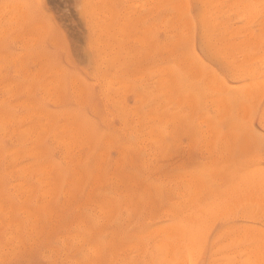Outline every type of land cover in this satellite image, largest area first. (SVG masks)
<instances>
[{
	"label": "rangeland",
	"instance_id": "rangeland-1",
	"mask_svg": "<svg viewBox=\"0 0 264 264\" xmlns=\"http://www.w3.org/2000/svg\"><path fill=\"white\" fill-rule=\"evenodd\" d=\"M261 71L264 0H0V264H171L189 213L211 215L192 264H246L227 248L264 233ZM47 157L61 173L29 168Z\"/></svg>",
	"mask_w": 264,
	"mask_h": 264
},
{
	"label": "bare ground",
	"instance_id": "bare-ground-1",
	"mask_svg": "<svg viewBox=\"0 0 264 264\" xmlns=\"http://www.w3.org/2000/svg\"><path fill=\"white\" fill-rule=\"evenodd\" d=\"M208 1V0H207ZM250 2H251V0H250ZM210 3H211V1H210ZM212 3H213V1H212ZM192 4V3H191ZM181 5V4H180ZM204 7V6H203ZM186 8V7H185ZM205 8V7H204ZM208 8V7H207ZM246 10H248V9H246ZM245 10V11H246ZM247 12V11H246ZM251 12V11H250ZM211 13H213L212 11H211ZM242 13H243V11H242ZM248 13V12H247ZM207 14L209 15L210 14V12H209V10L207 11ZM214 14V13H213ZM246 14V13H245ZM241 15V14H240ZM196 16V15H195ZM247 16V15H246ZM242 17H244V16H242ZM247 17H249V16H247ZM197 18V17H196ZM212 25H216L217 24V22H215V17L214 18H212ZM217 21V20H216ZM165 23V22H164ZM244 23V22H243ZM219 24V23H218ZM252 24H254V23H252ZM197 25V24H196ZM254 27V26H253ZM252 27V28H253ZM256 27V26H255ZM251 28V27H250ZM251 28V29H252ZM203 29V28H202ZM201 31V30H200ZM233 31V30H232ZM255 32V31H254ZM195 33H196V31H195ZM246 33H247V31H246ZM210 36V35H209ZM215 36V35H214ZM226 36V35H225ZM212 40H213V38H211ZM210 39V40H211ZM217 39V38H216ZM223 41H225V40H223ZM236 41V40H235ZM202 42V41H201ZM217 46H222L223 45V42H222V39H218V40H215V42H214ZM263 43V42H262ZM248 45V44H247ZM210 48V47H209ZM213 48V47H212ZM223 49H226V48H224V47H222ZM230 48V47H229ZM205 50V49H204ZM235 51H237V50H235ZM226 52V51H225ZM238 53V52H237ZM260 53V52H259ZM170 57H172V56H170ZM239 58V57H238ZM169 59V58H168ZM222 59V58H221ZM240 59V58H239ZM167 60V59H166ZM178 60V59H177ZM227 60V59H226ZM168 61V60H167ZM208 61V60H207ZM210 66V65H209ZM227 66V65H226ZM229 66V65H228ZM217 67V66H216ZM222 69V68H221ZM248 69V68H247ZM219 70V69H218ZM230 70H232V69H230ZM262 72H264V71H261V73ZM107 73V72H106ZM114 74V73H113ZM255 76V75H254ZM260 75H258V77H259ZM136 77V76H135ZM263 77V76H262ZM239 78V77H238ZM256 78V77H255ZM110 79V78H109ZM231 80V79H230ZM247 80H249V79H247ZM252 80V79H251ZM222 81V80H221ZM242 83V82H241ZM227 85V84H226ZM232 85V84H231ZM237 85V84H236ZM223 87V86H222ZM70 88V87H69ZM160 91V90H159ZM220 92H221V90H220ZM247 97V96H246ZM255 97V96H254ZM256 98V97H255ZM103 99V98H102ZM243 99V98H242ZM251 101V100H250ZM249 101V102H250ZM24 103V102H23ZM262 103H263V101H262ZM220 105V104H219ZM16 107V106H15ZM241 107V106H240ZM13 108V107H12ZM261 108V107H260ZM167 109V108H166ZM212 109H213V107H212ZM141 110L143 111V109L141 108ZM235 110V109H234ZM245 111V110H244ZM11 112V111H10ZM145 112V111H144ZM259 112V111H258ZM12 113V112H11ZM136 114H138V113H136ZM258 114V113H257ZM21 115V114H20ZM46 115L47 116H45V115H42V116H45V118H47V119H49V120H47V121H45V122H43V123H40V122H37V121H31V124L28 126V133L29 134H32L33 135V138H32V141H33V144H34V146L32 147V150H34V151H36V154H37V152H39V151H37L38 149H37V143L41 140L39 137L42 135H40V133L41 132H45V130H47L48 128H51V125H52V122H50V120H51V117H52V114H50L49 112H47L46 113ZM126 115V114H125ZM149 115V114H148ZM211 115V114H210ZM8 116L9 117H4V115H3V117H0V125H1V127L3 126L4 127V125L5 124H12V123H14V121H15V118H14V115H12V114H10L9 115V113H8ZM110 116V115H109ZM260 116V115H259ZM21 117H23V116H21ZM50 117V118H49ZM74 117V116H73ZM147 118V117H146ZM154 118V117H153ZM22 119H24V117L22 118ZM22 119H21V121H22ZM32 119V118H31ZM77 119V118H76ZM76 119H74V121H76V122H74L75 124H76V132L74 133V135L70 132L69 134L70 135H72V138H77V137H75V135H76V133H77V135L80 133V134H83V135H89V136H94L93 135V131H90V132H88V131H85V129H84V125H83V123L81 122V121H77ZM127 119V118H126ZM160 119V118H159ZM201 119V118H200ZM198 120V119H197ZM196 121V120H195ZM203 121V120H202ZM264 123V122H263ZM19 124V123H18ZM145 124V123H144ZM26 125V124H25ZM101 125V124H100ZM9 126V125H8ZM68 126V125H67ZM71 126V125H70ZM69 126V127H70ZM60 127V126H59ZM72 127V126H71ZM70 127V128H71ZM135 129V128H134ZM169 129V128H168ZM21 130H22V128H21ZM66 130V129H65ZM23 131L24 130H22V133H23ZM64 131V130H63ZM133 131V130H132ZM69 132V131H68ZM67 132V133H68ZM205 132V131H204ZM13 133H15L14 131H13ZM136 133V132H135ZM53 134V133H52ZM76 135V136H77ZM169 135H170V133H169ZM24 136V135H23ZM26 136V135H25ZM130 136V135H129ZM132 136V135H131ZM209 136H210V134H209ZM121 137V136H120ZM80 138H81V136H80ZM123 138V137H122ZM132 138V137H131ZM138 138V137H137ZM149 138V137H148ZM59 139V138H58ZM78 139V138H77ZM84 139V138H83ZM124 139H125V137H124ZM127 139V138H126ZM133 139V138H132ZM56 140H57V138H56ZM61 140V139H60ZM72 140V139H71ZM128 140V139H127ZM129 140H130V138H129ZM128 140V141H129ZM204 140V139H203ZM65 141H66V138H65ZM75 141V140H74ZM130 141H132V140H130ZM63 142H64V140H63ZM72 143H74L73 142V140L71 141ZM71 142H70V144H71ZM62 143V142H61ZM79 143V142H78ZM132 143V142H131ZM57 144V143H56ZM68 144H69V142H68ZM80 144V143H79ZM221 144H222V142H221ZM220 144V145H221ZM61 145V144H60ZM80 145H82V144H80ZM130 145V144H129ZM136 145V144H135ZM138 145H140L139 143H138ZM72 146H74V144L72 145ZM71 146V147H72ZM85 146V145H84ZM88 146V145H87ZM79 147V146H78ZM206 148V147H205ZM121 149V148H120ZM135 150V149H134ZM223 150V149H222ZM70 151V150H69ZM100 151V150H99ZM31 152V151H30ZM35 153V152H34ZM155 153V152H154ZM35 154V155H36ZM39 155V154H38ZM226 155V154H225ZM54 156V155H53ZM79 156V155H78ZM143 156V155H142ZM262 156V155H261ZM74 158H76V157H74ZM153 158V157H152ZM64 160V159H63ZM65 160L67 161V159L65 158ZM101 160V159H100ZM62 161V160H61ZM65 161V162H66ZM219 161V160H218ZM78 162V161H77ZM139 162V161H138ZM140 163V162H139ZM151 163V162H150ZM44 164V163H43ZM142 164V163H141ZM139 165V164H138ZM72 166V165H71ZM70 166V167H71ZM141 166V165H140ZM39 167H41V168H43V170H47V171H54L55 173H61V170H60V166L58 165V163H55L51 158H46V162H45V164L44 165H42V166H40V163H33V164H31L30 166H29V168H32V169H37V168H39ZM97 167V166H96ZM137 167V166H136ZM145 168V167H144ZM148 169V168H147ZM74 170H76V169H74ZM144 170V169H143ZM143 170H141L142 172H143ZM259 170V169H258ZM42 171V170H41ZM73 171V170H72ZM140 171V170H139ZM146 171V170H145ZM71 172V171H70ZM171 173V172H170ZM43 174V173H42ZM87 174H88V172H87ZM111 174V173H110ZM264 174V173H263ZM44 175H45V173H44ZM51 175V174H50ZM112 175V174H111ZM147 175V174H146ZM184 175H186V174H184ZM34 176V175H33ZM53 176V175H52ZM116 176V175H115ZM180 176V175H179ZM262 176V175H261ZM43 177V176H42ZM91 177V176H90ZM186 177V176H185ZM254 177V176H253ZM37 178V177H36ZM39 178V177H38ZM160 178V177H159ZM264 175L262 176V179H258L257 178V180L258 181H261V182H258V183H261V185L264 187V185H263V183H264ZM79 179V178H78ZM114 179H115V177H114ZM171 179V178H170ZM173 179V178H172ZM48 180V179H47ZM76 180V179H75ZM97 180V179H96ZM113 180V179H112ZM116 180H118V178L116 179ZM175 180V179H174ZM255 179H253V181H254ZM256 180V181H257ZM44 181V180H43ZM45 181H46V179H45ZM114 181V180H113ZM176 181V180H175ZM247 181V180H246ZM253 181H251V183H253ZM256 181H254V184H252V185H254L255 186V182ZM262 181H263V183H262ZM47 182V181H46ZM65 182V181H64ZM66 182H67V180H66ZM117 182V181H116ZM41 183V182H40ZM53 183H54V181H53ZM68 183V182H67ZM131 183V182H130ZM136 183V182H135ZM186 183V182H185ZM239 183V182H238ZM249 183V182H248ZM257 183V182H256ZM257 183V184H258ZM117 184V183H116ZM163 184V183H162ZM75 185V184H74ZM178 185V184H177ZM219 185V184H218ZM242 185H244V184H242ZM241 185V186H242ZM260 185V184H259ZM259 185H258V188H260L261 187V185H260V187H259ZM54 186H55V184H54ZM163 186V185H162ZM46 187H48L49 188V186H46ZM164 187V186H163ZM193 187H195V186H193ZM252 187V186H251ZM256 187H257V185H256ZM255 187V190L257 189ZM235 188V187H234ZM247 187H245L244 189H246ZM253 188V187H252ZM65 189L66 188H64V191H65ZM87 189H89V188H87ZM176 189V188H175ZM228 189V188H227ZM248 189V188H247ZM247 189L245 190V191H247ZM254 189V188H253ZM252 189V191L255 193V191ZM67 190V189H66ZM112 190V189H111ZM230 190V189H229ZM243 190V189H242ZM185 191V190H184ZM223 191H225V190H223ZM227 191V190H226ZM244 191V192H245ZM249 191H251V189L249 190ZM249 191L247 192V193H249ZM41 191H39V193H40ZM228 192V191H227ZM231 192V191H230ZM242 192V191H241ZM253 192H251V193H253ZM65 192H63V194H64ZM66 193H67V191H66ZM221 193V192H220ZM232 193H233V191H232ZM231 193V194H232ZM247 193H245L246 195H247ZM42 194V193H41ZM40 194V195H41ZM46 194V193H45ZM86 194V193H85ZM230 194V193H229ZM228 193H227V195H229ZM230 194V195H231ZM234 194V193H233ZM236 194V193H235ZM88 195V194H87ZM237 195H238V193H237ZM236 195V196H237ZM245 195V196H246ZM251 195V194H250ZM65 196H67L66 194H65ZM90 196V195H89ZM176 196V195H175ZM235 196V197H236ZM248 196V195H247ZM246 196V197H247ZM256 196V195H255ZM264 196V195H263ZM63 197V196H62ZM227 197V196H226ZM243 197H244V194H243ZM246 197H245V199H246ZM48 198V197H47ZM46 198V199H47ZM216 198V197H215ZM229 198V200H230V197H228ZM249 198H251V196L249 197ZM252 198H253V196H252ZM263 198V197H262ZM41 199V198H40ZM45 199V198H44ZM49 199V198H48ZM67 199V198H66ZM89 199V198H88ZM237 199V198H236ZM242 200H243V198H241ZM240 199V200H241ZM219 200V199H218ZM218 200H216V201H218ZM231 200H233V199H231ZM230 200V204L232 203V201ZM42 201V200H41ZM214 201V200H213ZM235 200H233V202H234ZM250 201V200H249ZM260 201V200H259ZM211 202V201H210ZM209 202V203H210ZM221 201H219L218 203H220ZM226 202H229V201H226ZM239 201H238V199H237V203H238ZM241 202V201H240ZM43 203H45V200H44V202ZM42 203V204H43ZM66 203V202H65ZM93 202H91V204H92ZM213 203V202H212ZM212 203H211V205H212ZM217 203V204H218ZM222 203V202H221ZM220 203V205H222ZM236 203V202H235ZM252 203V202H251ZM263 203V202H262ZM37 204V203H36ZM77 204V203H76ZM216 204V203H215ZM215 205L216 206V208L215 207H213V206H211V207H213V208H215L216 210H217V207L219 208V210H217V211H221L222 209H223V207H222V209H220V206L219 205ZM261 204V203H260ZM41 205V204H40ZM94 205V204H93ZM97 205V204H96ZM205 205V204H204ZM223 205H225V201H223ZM232 205V204H231ZM237 205V204H236ZM236 205H235V207H236ZM241 205V204H240ZM246 205H248V204H246ZM263 205H264V203H263ZM128 206V205H127ZM35 207V206H34ZM101 207V206H100ZM132 207V206H131ZM211 207H206V209H209V208H211ZM225 207H226V205H225ZM230 207V206H229ZM234 206H232V208H233ZM43 208H44V206H43ZM76 208V207H75ZM124 208V207H123ZM242 208V207H241ZM258 208V207H257ZM264 208V207H263ZM49 210H50V208H48ZM230 209L231 208H228V211L230 212ZM97 210V209H96ZM123 210V209H122ZM203 209H201L200 211H202ZM234 210V209H233ZM48 211V210H47ZM52 211V210H51ZM99 211V210H98ZM193 211V210H192ZM207 212H208V210H206ZM212 211H214V209H212ZM228 211H225V213L226 212H228ZM259 211H261V210H259ZM31 212V211H30ZM125 212V211H124ZM190 212V211H189ZM211 211H209V213H210ZM223 212V211H222ZM233 212V211H232ZM240 212V211H239ZM96 213V212H95ZM109 213V212H108ZM151 213V212H150ZM192 213V212H191ZM204 213H205V211H204ZM215 212H213V214H214ZM26 214V213H25ZM28 214V213H27ZM54 214V213H53ZM52 214V215H53ZM146 214V213H145ZM188 214V213H187ZM198 214V213H197ZM211 214V213H210ZM212 214V215H213ZM220 214H221V212H220ZM219 213L217 214V215H214V216H218V215H220ZM228 214H230V213H228ZM256 214H257V212H256ZM48 216H50L51 214H47ZM57 215V214H56ZM55 215V216H56ZM99 215V214H98ZM204 215H206V214H204ZM207 219H208V217L210 216L211 217V215H209L208 213H207ZM262 215V214H261ZM100 216V215H99ZM101 216H103V214L101 215ZM125 216V215H124ZM127 216V215H126ZM158 216V215H157ZM184 216H186L185 214H184ZM199 217H197V215H196V217H197V219L199 220V218L201 219V222H202V220H203V218L205 219V217L204 216H202V215H198ZM223 216H225V215H223ZM222 216V217H223ZM232 216V215H231ZM246 216V215H245ZM35 218H36V216H34ZM189 217H192V216H190V213H189V215H187V218H188V220H187V218H184L186 221H187V223H185V224H188L187 226H188V230H190L189 228H191L192 227V225L191 224H193V221L192 220H190V223L188 222L189 221ZM195 216L193 217V219H194V224H195V218H196ZM210 217H209V221H210ZM75 218V217H74ZM214 218V217H213ZM32 219H34L33 218V216H32ZM49 219V221H50V218H48ZM53 219V218H52ZM56 218H54V220H55ZM118 219V218H117ZM139 219V218H138ZM183 219V218H182ZM207 219H205V220H207ZM102 220V219H101ZM184 220V221H185ZM204 220V223L206 222H208V220L207 221H205ZM36 221V220H35ZM100 221V220H99ZM183 221V222H184ZM185 221V222H186ZM191 221H192V223H191ZM120 222V221H119ZM119 222H117V223H119ZM196 222H198V221H196ZM211 222H212V218H211ZM51 223H52V221H51ZM76 223V222H75ZM79 223V222H78ZM101 223V222H100ZM175 223V224H174ZM178 223V222H177ZM176 222H173V223H171V224H174L175 225V227H176V229H175V227H174V225H171V226H169L170 227V229H171V227H173L174 229H171L174 233H173V235L171 234V236L173 237V238H171V240H169L168 239V242H167V240H166V238L165 237H162L163 238V240L165 241L166 240V245H164V247L165 246H167L168 248H172L173 246L174 247H177L176 248V251H178L177 253L179 254V253H183L184 252V250H187V252H185L187 255L189 254V255H191V253L189 252L190 251V249L192 248V251L195 253V251H196V249L197 250H200L199 248H196V249H194L193 248V246L195 245L196 247H199L196 243L198 242V240L196 241L195 239H193V238H191V240H188L191 236H194V237H197L199 234H198V231H199V229L201 230V232H202V230L204 229V232L206 231V230H208V228L206 229V228H203V224L201 225V224H195L197 227H198V229L196 228V227H194V229H193V227H192V229L194 230V231H196V229H197V231H196V233L198 234H195V233H193L192 231H188L187 229H185V228H183V227H181L180 226V224H181V222L179 221V225L177 224ZM200 223V222H199ZM205 223V224H206ZM210 223V222H209ZM193 224V225H194ZM73 225H74V223H73ZM133 225V224H132ZM177 225H178V227L179 228H177ZM199 225H201L200 227L201 228H203V229H201L200 227H199ZM211 225V224H210ZM33 224H32V229H33ZM76 226V225H75ZM205 226H207V224L205 225ZM208 227V226H207ZM210 227V226H209ZM232 227V226H231ZM228 228V227H227ZM226 228V229H227ZM230 228V227H229ZM228 228V229H229ZM242 228V227H241ZM112 229V228H111ZM225 229V230H226ZM231 229V228H230ZM246 229V230H245ZM170 230V231H171ZM244 230L247 232V233H245V234H243L242 233V235L239 233V235H240V237L239 238H237L238 239V241L236 242L235 240H234V237H232V239H231V242H230V244H229V242H228V244H229V247L227 248L228 250H230L232 247H230V245H234L235 243L237 244V252H238V255L240 256V257H242V262L243 263H246L247 264V262L250 260V261H252V259H254V261L256 262V261H258V260H260V259H262V257H264V233L263 232H261V231H259V230H256V229H251V228H249V227H246V228H244ZM37 231V230H36ZM170 231H166L168 234H166L167 236H170L169 234H170ZM229 231V230H228ZM237 231V230H236ZM239 231V230H238ZM164 232V231H163ZM192 232V233H191ZM200 232V231H199ZM201 232H200V234H201ZM204 232H202L203 234H204ZM242 232V231H241ZM34 233V232H33ZM146 233V232H145ZM225 233H227L226 231H225ZM147 234V233H146ZM192 234V235H191ZM196 236H195V235ZM235 234H236V232H235ZM34 235V234H33ZM39 235V234H38ZM190 235V236H189ZM237 235H238V233H237ZM72 236V235H71ZM153 236V235H152ZM162 236V235H161ZM165 236V235H164ZM204 235H202V236H200V237H203ZM230 236V235H229ZM233 236H234V234H233ZM61 237V236H60ZM63 237V236H62ZM79 237H82V236H79ZM138 237V236H137ZM205 237V236H204ZM217 237V236H216ZM230 237V238H231ZM162 238H160L161 240H162ZM168 238V237H167ZM230 238H228V239H230ZM33 239V238H32ZM60 239V238H59ZM148 239H149V237H148ZM198 239H199V237H198ZM31 240V239H30ZM61 240V239H60ZM78 240H80L79 238H78ZM162 240V241H163ZM201 240V239H200ZM62 241V240H61ZM178 241H180V243H178ZM192 241H196V243H194V242H192ZM227 241V240H226ZM30 242V241H29ZM63 242V241H62ZM160 242V241H159ZM216 242V241H215ZM221 242H222V240H221ZM33 243V242H32ZM148 243V242H147ZM157 243V242H156ZM156 243H153V244H156ZM163 243H165V242H163ZM174 243H177V245L176 244H174ZM188 243H190L189 244V247H188ZM191 243H192V245H191ZM199 243H200V241H199ZM30 244V243H29ZM62 244V243H61ZM80 244V243H79ZM160 244V243H159ZM63 245H64V243H63ZM76 245V244H75ZM88 245V244H87ZM129 245V244H128ZM158 245V244H157ZM201 245V244H200ZM223 245H225V244H223ZM90 246V245H89ZM88 246V247H89ZM92 246H94V245H92ZM140 246V245H139ZM156 246V245H155ZM194 246V247H195ZM221 246H222V244H221ZM226 246V245H225ZM50 247V246H49ZM91 247V246H90ZM167 247H165V249L167 248ZM86 248H87V246H86ZM168 248H167V250H168ZM213 248V247H212ZM216 248V247H215ZM51 249V248H50ZM90 249V248H89ZM95 249H96V247H95ZM138 249V248H137ZM223 249V248H222ZM225 249V248H224ZM48 250V249H47ZM56 250V249H55ZM195 250V251H194ZM216 250V249H215ZM234 250V249H233ZM232 250V251H233ZM90 251H92V250H90ZM212 251V250H211ZM231 251V252H232ZM88 252V251H87ZM93 252V251H92ZM175 252V251H174ZM229 253H230V251H228ZM63 253V252H62ZM95 253V252H94ZM109 253V252H108ZM185 253H183V256L185 257V256H187ZM229 253H228V255H229ZM234 253H235V251H234ZM112 254V253H111ZM166 254V253H165ZM170 254V253H169ZM178 254L177 255H175V256H173L174 258L175 257H177L178 256ZM196 254H197V252H196ZM233 254V253H232ZM93 255V254H92ZM188 255V260L190 259L191 260V264H192V261H193V259H194V254H192L191 256H193V258H191L190 256ZM109 256V255H108ZM163 256H165L164 254H163ZM166 256H167V254H166ZM219 256H221V255H219ZM230 257H228V263H234V261H232V259L234 258V256H233V258L231 257V255H229ZM63 257V256H62ZM169 257V256H168ZM179 257V256H178ZM183 257V258H184ZM190 257V258H189ZM217 257V256H216ZM60 258V257H59ZM64 258V257H63ZM159 258V257H158ZM179 258H181V257H179ZM183 258H181L180 260H182ZM41 259V258H40ZM172 258H170V259H168L169 261L171 260ZM235 259V258H234ZM264 259V258H263ZM71 260V259H70ZM172 260H174V262L176 261V259H172ZM180 260L179 261H176L175 262V264L178 262V264L180 263H182V261L180 262ZM213 260V259H212ZM240 260V261H241ZM64 261V260H63ZM183 261H184V259H183ZM210 261V260H209ZM254 261H252V262H254ZM264 261V260H263ZM171 262V264L173 263L174 264V262L173 261H170ZM169 262V263H170ZM187 263L188 264H190V262L189 261H187ZM251 263V262H250ZM76 264V263H75ZM167 264V263H166ZM254 264V263H253ZM256 264H258V262H256Z\"/></svg>",
	"mask_w": 264,
	"mask_h": 264
}]
</instances>
